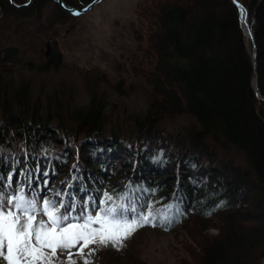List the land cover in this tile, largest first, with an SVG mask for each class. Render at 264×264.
Returning a JSON list of instances; mask_svg holds the SVG:
<instances>
[{
  "label": "trees",
  "instance_id": "obj_1",
  "mask_svg": "<svg viewBox=\"0 0 264 264\" xmlns=\"http://www.w3.org/2000/svg\"><path fill=\"white\" fill-rule=\"evenodd\" d=\"M91 1L62 0L75 9ZM182 1L147 0L136 8L146 48L140 46L145 54L133 56L129 71L147 73L153 97L129 131L110 121L104 99L33 98L29 83L5 84L0 74V194L30 199L33 190L42 204L86 203L87 212L124 201L149 216L141 228L187 234L194 242H182L184 250L198 245V253L174 264H263L264 0H237L252 51L232 0ZM38 5L0 0L1 17L30 16ZM4 54L18 56L13 48ZM182 115L193 124L165 127ZM215 220L224 227L217 238L204 233ZM112 248L107 255L120 251Z\"/></svg>",
  "mask_w": 264,
  "mask_h": 264
},
{
  "label": "rangeland",
  "instance_id": "obj_2",
  "mask_svg": "<svg viewBox=\"0 0 264 264\" xmlns=\"http://www.w3.org/2000/svg\"><path fill=\"white\" fill-rule=\"evenodd\" d=\"M37 1L40 5L30 16L16 14L9 17L5 14L0 18V74L4 76V80L1 79L3 83L15 86L29 83L33 98L38 93L41 94L40 99L58 93L80 104L86 103L91 96L104 99L110 121L129 131V121L146 112L153 97L152 87L146 79L147 73L133 75L129 71L133 56L137 55L141 60L145 54L140 46L145 49L146 43L139 39L144 35L145 22L137 14L136 8L147 0H102L86 13L71 17L61 14L52 2ZM192 1L183 0L180 4L190 5ZM194 11H198L197 7L190 9L191 13ZM244 42L247 49L252 51L245 27ZM47 43L50 48L46 47ZM11 48L16 49L18 54L14 60L6 58L4 54ZM46 52H49L48 57ZM52 59L56 60V66L49 63ZM189 124L193 122L187 115L165 120V127L169 129H184ZM33 199H36L38 211L36 223L47 221L40 197L33 194ZM4 207L5 210L12 207L7 199ZM68 208L65 203L60 213L63 214ZM130 209L127 212L129 219L134 216L129 214ZM244 209L246 217L253 214L248 205ZM91 214L95 216L98 213ZM77 215H87L83 213L81 204H77L75 212L71 213V216ZM259 220L263 221L261 216ZM93 227L98 228L99 225ZM223 229L222 223L215 220L204 233L217 238L223 236ZM187 241L194 242L181 232L174 236L137 227L120 247L112 248L120 249L115 252L116 255L106 254L109 244L89 245L84 249L83 256L76 254L77 245L71 249V253L75 264H83L85 259L89 264H129L128 257L140 261V264H174L178 257L185 259L189 252L200 251L196 243H191L192 250L182 249ZM90 250L91 255L88 254ZM68 256L67 250H58L55 263L67 264ZM0 262L6 264L2 258Z\"/></svg>",
  "mask_w": 264,
  "mask_h": 264
},
{
  "label": "snow or ice",
  "instance_id": "obj_3",
  "mask_svg": "<svg viewBox=\"0 0 264 264\" xmlns=\"http://www.w3.org/2000/svg\"><path fill=\"white\" fill-rule=\"evenodd\" d=\"M111 199L107 196V200ZM7 203L12 207L5 210V197L0 194V258L6 264H55L58 250H67V264H75L71 249L77 245L76 254L81 256L92 244L120 247L123 240L149 220V216L135 215L129 219V209L123 204L100 209L95 216L91 213L71 216L75 212L74 206L61 214L62 202L57 207L55 201L44 200L43 212L47 221L40 220L37 224L36 199H28L21 192L7 199ZM83 264H89V261L85 259Z\"/></svg>",
  "mask_w": 264,
  "mask_h": 264
},
{
  "label": "water",
  "instance_id": "obj_4",
  "mask_svg": "<svg viewBox=\"0 0 264 264\" xmlns=\"http://www.w3.org/2000/svg\"><path fill=\"white\" fill-rule=\"evenodd\" d=\"M10 1V4L13 6V7H16V8H19V7H24L26 6L27 4H29L31 2V0H28L26 3L24 4H21V5H18L16 3H14L13 0H9ZM100 1L102 0H92L90 3H88L85 7H83L82 9H73V8H68L66 7L63 2L61 0H56L58 6L63 9L64 11H66L67 13L69 14H72V15H81V14H84L86 13L87 11H89L93 6H95L97 3H99ZM237 4V3H236ZM238 5V4H237ZM245 23V26L247 28V31H248V27H247V23H246V20L244 21ZM249 33V31H248ZM46 47L50 48L49 46V43L46 44ZM46 57H48L49 55V52H46L45 53ZM256 83H255V90H256Z\"/></svg>",
  "mask_w": 264,
  "mask_h": 264
},
{
  "label": "flooded vegetation",
  "instance_id": "obj_5",
  "mask_svg": "<svg viewBox=\"0 0 264 264\" xmlns=\"http://www.w3.org/2000/svg\"><path fill=\"white\" fill-rule=\"evenodd\" d=\"M9 1V0H8ZM33 0H31V2H32ZM26 1H24V3H25ZM31 2L29 3V4H27L26 6H29L30 4H31ZM52 3H54L55 5H57L58 6V4H57V2H56V0H52L51 1ZM9 3H10V1H9ZM15 3V2H14ZM24 3H22V4H24ZM12 6V5H11ZM26 6H24V7H26ZM59 7V6H58ZM16 8V7H15ZM19 8H22V7H19ZM60 8V7H59ZM61 9V8H60ZM63 10V9H62ZM64 11V10H63ZM66 12V11H65ZM1 16H2V14L0 13V18H1Z\"/></svg>",
  "mask_w": 264,
  "mask_h": 264
},
{
  "label": "bare ground",
  "instance_id": "obj_6",
  "mask_svg": "<svg viewBox=\"0 0 264 264\" xmlns=\"http://www.w3.org/2000/svg\"><path fill=\"white\" fill-rule=\"evenodd\" d=\"M64 4H66V3H64Z\"/></svg>",
  "mask_w": 264,
  "mask_h": 264
}]
</instances>
